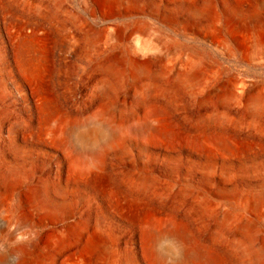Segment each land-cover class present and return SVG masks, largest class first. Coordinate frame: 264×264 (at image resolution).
<instances>
[{
    "label": "rangeland",
    "instance_id": "rangeland-1",
    "mask_svg": "<svg viewBox=\"0 0 264 264\" xmlns=\"http://www.w3.org/2000/svg\"><path fill=\"white\" fill-rule=\"evenodd\" d=\"M122 1L0 0V163H19L29 181L50 177L51 155L64 156L42 135L46 107L76 125L74 148L83 151L86 170L75 180L74 209L78 225L105 227L108 264H176L189 246L178 229L217 264H264V108L251 113L215 97L204 101L174 75L195 54L205 64L206 89L226 76L264 87V61L244 58L229 37L216 45L205 29L211 7L248 18L264 0ZM142 50L145 72L133 62ZM22 115L47 156L31 151L18 161L4 124ZM13 200L7 225H26L19 193ZM245 221L252 236L241 228ZM8 234L0 236L1 250Z\"/></svg>",
    "mask_w": 264,
    "mask_h": 264
},
{
    "label": "bare ground",
    "instance_id": "bare-ground-1",
    "mask_svg": "<svg viewBox=\"0 0 264 264\" xmlns=\"http://www.w3.org/2000/svg\"><path fill=\"white\" fill-rule=\"evenodd\" d=\"M98 2L104 7H110L112 5L119 6L123 1L98 0ZM258 8L259 10L255 14L253 13V16L243 18L239 12L232 8H227L225 5L221 8L211 7L207 13L209 17L205 29L216 45L222 46L225 37H229L232 45L243 54L244 58L264 61V14L262 12L264 2ZM203 15H206V13H199L197 16L202 17ZM26 28L24 25L20 33L24 39L26 38ZM142 52V54H134V69L145 72L149 59L147 51L142 50ZM205 74V64L202 58L195 54L188 55L181 68L174 73L176 81L180 85H184L194 92L199 91L204 101L215 97L222 103L233 102L241 104L251 113L260 112L264 108V87H259L255 82H240L226 76L222 77L211 88L206 89L204 88L203 78ZM112 89L110 83L104 84V90L107 93L111 94ZM1 117L0 115V121L3 120ZM26 119L27 117L22 115L17 118H11L6 122L7 124H4L6 125V138L12 145L20 162L25 160L24 154L32 153L31 151L44 156L45 152L41 149L46 148L43 145L44 143L33 139L31 128L28 127L29 125L26 126ZM39 120L43 127L42 135L44 136L45 134V138L50 136L49 146L59 148L64 157L60 158L57 155H51L54 159V165L51 169L50 177L47 178L41 174L32 181H29L30 179L26 177L24 168L19 163L10 166L3 162L0 163V221L4 224L0 225V236L9 232L7 246L2 250L0 249V264H108V247L100 238L104 237L106 233L105 227L96 225L95 229L93 225H78L79 219H77L74 209L75 196L78 191L75 180L79 173L86 170L84 163L79 161L83 151L74 148L76 125L54 119L46 107L42 108ZM3 123L1 124L2 126ZM120 131V127L112 130V137L117 138ZM21 138L25 140V143L23 142L25 146L22 145ZM64 158L67 160L66 165L68 166L66 178L63 175ZM18 193L21 205L16 210L27 217L23 220L26 225H23V223L7 225L11 223L9 213H12L11 209L15 206L13 204L14 206L11 207V202ZM85 198L88 204H91L88 196ZM36 219L43 222L44 225H35ZM242 225L240 227L250 235V230L252 229L250 222L245 221ZM151 233L155 234L151 231L148 234ZM175 234L182 239H186L189 243V246L181 251L176 264H197L200 261L204 264H217L216 258L200 247L199 244H195V241L193 242V239L183 229L176 230ZM97 237L99 238L97 239ZM246 240L249 241V239ZM238 245L240 243H236V246ZM242 246L244 245L241 244ZM150 248L151 253H154L153 246ZM262 250L264 252V244ZM157 258L160 263L165 260L162 255H158ZM260 262L261 260L259 259V264ZM246 264L248 263L246 262Z\"/></svg>",
    "mask_w": 264,
    "mask_h": 264
}]
</instances>
